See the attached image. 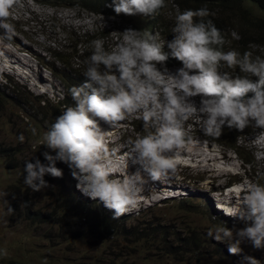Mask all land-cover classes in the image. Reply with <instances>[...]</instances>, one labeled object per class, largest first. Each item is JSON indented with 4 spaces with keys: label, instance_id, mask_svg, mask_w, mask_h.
Masks as SVG:
<instances>
[{
    "label": "clouds",
    "instance_id": "9594fccd",
    "mask_svg": "<svg viewBox=\"0 0 264 264\" xmlns=\"http://www.w3.org/2000/svg\"><path fill=\"white\" fill-rule=\"evenodd\" d=\"M17 3L18 0H0V28L4 29H0V41H15V27L8 21ZM109 6L116 16L148 18L161 8L163 13L165 11L164 0H112ZM210 15L206 7L184 11L177 8L171 30L173 38L162 40L160 44L156 42L153 24L145 32L125 29L121 32L120 42L110 50L105 48L103 39L92 40L91 54L84 61L83 75L87 79L79 86L70 87L73 103L62 106L60 114L42 134L40 143L47 149L42 156L47 163L38 158L35 162H25V186L32 192L54 187L44 177L62 178L63 171L56 166L61 162L71 170L78 190L99 200L114 212V217H119L136 206L138 188L143 180L140 171L128 175L127 179L111 178L114 160L126 162L128 152L138 153L137 162L143 173L154 181L169 173L176 174V151L198 143L197 140H202L203 145L209 142L221 144L248 164L237 144L242 134L253 130L250 122L264 128V58L253 56L250 51L243 54L235 49L223 51V36L213 20L208 19ZM231 35L235 37L234 33ZM166 48L168 52H165ZM169 56L181 64L165 63ZM171 64L182 67L174 74L168 73L167 69L162 72L157 67ZM252 77L257 79L254 81ZM249 92L252 93L250 97ZM64 95L63 90L56 103L62 101ZM196 96L201 97L199 107L190 99ZM40 98L49 103L56 99L45 95ZM137 113L143 121L142 134L129 126L130 122H123ZM195 118L208 139L195 138L197 134L190 135L187 131ZM141 120L133 122L138 125ZM101 121L115 128L104 131ZM225 125L240 131L235 146L241 155L214 140L220 137ZM112 132L118 133L116 141L121 153L111 150L109 137ZM32 133L35 135L36 129H32ZM24 139L20 134L18 140L22 143ZM237 176L225 184L226 192L242 187ZM186 192L182 188L180 193L170 191L162 198H177ZM7 195L0 192V200L7 205L3 212L5 216L14 213L5 199ZM237 213L244 221V227L233 231L222 223L208 235L217 242L228 241V252L232 255H241L240 245L244 241L250 242L255 249H264V183L247 181L240 197V208L230 215ZM0 252L7 255L6 250ZM44 264H47L46 260ZM241 264H260V261L243 255Z\"/></svg>",
    "mask_w": 264,
    "mask_h": 264
},
{
    "label": "rangeland",
    "instance_id": "374dc122",
    "mask_svg": "<svg viewBox=\"0 0 264 264\" xmlns=\"http://www.w3.org/2000/svg\"><path fill=\"white\" fill-rule=\"evenodd\" d=\"M252 9L255 13L259 12L255 5H252ZM166 19L171 20L172 18L169 16ZM8 22L15 27V34L13 35L15 41L13 43H8L6 40L0 41V91L4 90L5 95H7L6 100L0 103V148L2 149V153H0V192L8 193L5 199L14 209V213L5 216L3 212L7 205L0 200V250L7 251V255L0 252V264H15L17 261L43 264L45 260L49 261V264H99L96 261L97 258L85 257V255L95 256L97 253L96 257H98L101 252H109L97 249L93 245L89 246L90 236L84 239L80 235L81 237L79 236V240L76 241V233L83 234V232L76 228V220L62 216L58 210V203L55 202L54 189H52V193H48L47 189L41 192L30 190L24 193L25 188L22 186L23 190L18 192L23 175V169L18 166V163L24 158L31 159L30 162L35 157L40 158L44 152V146L40 140L49 126L38 121L41 133L31 135L32 129H36L37 125L31 123L32 120L27 121L23 106H19L13 91L22 92L28 98L42 97V95L51 99L56 98L50 103L55 104L57 99H60L61 92L64 90L63 86L57 77L45 66L38 63V59L52 64L54 52L58 49V56L62 59L66 58L64 53H59L66 51L69 47L66 41L64 44L66 36L69 37V34L73 32L74 35L70 37L76 40L80 39L86 31L109 30L111 17L88 11L77 2L67 7H59L51 6L45 0H18ZM0 29L4 31L3 28ZM120 40L121 36L112 34V42L117 44ZM109 44L112 45V48L116 45ZM56 65L60 66L58 61H56ZM157 67L162 72L167 69L168 73L174 74L182 66L171 64L163 68ZM73 68H76V64H73ZM190 99L199 107L200 96ZM138 117V113L132 114L123 122H130L129 126L140 130L142 134L143 121ZM135 119H139L141 122L137 125L133 122ZM99 123L104 131L115 128L102 121ZM198 123L199 120L195 118L187 131L190 135L197 134L198 136L195 138L208 139L204 136ZM250 126L253 127V130L250 133L242 134V138H238L237 144L248 164H244L245 162L243 161V163L233 150L221 144L209 142L212 145H203L202 140H197L198 143L176 151L174 155L176 174L169 173L166 177L154 181L143 173L140 164L137 162L138 153L128 152L129 158L126 159V162L120 159L119 163H113V173L118 171V174L124 175L123 179H127L128 175L140 171L143 180L138 188L136 206L129 208L119 217H114V212L110 209L103 211L102 208L105 206L102 202L93 200L78 190L77 181L72 175L66 180V183L73 185L72 195L80 203L79 205L88 204L92 209L96 208L99 212L102 210L105 215H109V218L118 224H122L125 216H127V224H134L137 220L141 221L146 218V215H149L156 217L163 225L174 226L179 232L192 225L193 227L204 228L207 233L210 231L214 233L217 226H222L221 223L235 231L244 227V221L240 219L238 213L236 215H230V213L236 212L233 211V208L240 206V197L243 192L238 197L234 196L233 193L241 191L243 188L238 191L226 192L223 186L237 174L242 187L249 180H259L264 183V128L256 127L254 122H250ZM185 128H187L186 125ZM20 134L25 137L22 143L18 140ZM129 135L133 136L131 133ZM117 137V132L110 133L111 150L121 153L119 142L116 141ZM127 141L128 139L126 143ZM200 162L202 165L198 166L197 164ZM180 173L184 177H181ZM157 182L168 184L164 193L168 194L174 188L178 189L179 193L182 188L186 189L187 192L184 196L179 195L177 198H162L159 195H162L163 192L156 195L152 190L158 186ZM223 194L225 197L222 196ZM186 197L195 198L181 209L177 202ZM207 201L212 204L208 206V210L217 218L204 211ZM41 212L50 214L54 222L44 224L39 217ZM224 242L229 246L228 241ZM76 245L80 248L77 249ZM240 247L242 253L239 255L240 259L236 264H241L243 255L259 258V261L264 263V249H255L248 241L242 242ZM129 249V245L120 243L118 240L114 245V250L124 252V256ZM136 254L131 256V259H135V264L152 263L151 260L140 261L137 259L143 258L145 253ZM78 258L82 260L78 262L76 260ZM166 263L172 264V261L166 257L159 262V264ZM221 264H231V262Z\"/></svg>",
    "mask_w": 264,
    "mask_h": 264
},
{
    "label": "trees",
    "instance_id": "16d2710c",
    "mask_svg": "<svg viewBox=\"0 0 264 264\" xmlns=\"http://www.w3.org/2000/svg\"><path fill=\"white\" fill-rule=\"evenodd\" d=\"M45 2L51 6L59 7H67L70 4H76V2L80 3V6L88 11L111 17V26L109 30L94 29L92 32L86 31L81 35L80 39L76 40L70 37L74 33L68 32L70 34L69 37L66 36L64 44L66 41L69 47L66 51L59 52L64 53L66 58L62 59V57L58 56V49L54 52L52 64L40 59V64L45 66L62 84L65 92L62 101L50 104L40 97L34 96L28 98L22 92L13 91L14 97L18 99L19 106H23V112L27 116V121L32 120L31 123L37 125L36 134L41 133L38 121L50 126L60 114L61 107L73 103L69 89L73 85H81L87 79L83 75L86 69L84 61L91 54L90 42L92 40L103 39L105 48L110 50L112 49V45L109 43L116 44L111 41L113 33L120 37L121 32L128 28L145 32L153 24L156 31L154 34L157 38L156 42L160 44L162 40L169 41L173 38L171 30L175 24L177 8L180 11H184L206 7L211 13L208 19L213 20L215 26L223 36V51L235 49L241 54L245 51H250L253 56L264 58V0H164V13L161 8L156 14L148 18L138 15L125 16L123 14L116 16L109 6L112 4V0H45ZM252 5H255L259 12L255 13ZM169 16L172 18L171 20L166 19ZM232 33H234L235 37L231 35ZM168 51L166 48L165 52ZM76 60L77 62L75 63ZM56 61H58L60 66L57 67ZM170 62L172 64H181V62L171 56H169L165 63ZM73 64H76V68H73ZM236 71L239 72V69ZM252 79L255 81L257 78L252 77ZM247 95L250 97L252 93L249 92ZM6 98L5 91H0V103L6 100ZM239 133L238 129L234 127L229 128L225 125L222 127L220 137L214 138V140L230 146L241 155L242 153L235 146V139ZM43 150H47L45 146ZM0 153H2L1 148ZM51 154L54 155V153ZM37 158L42 163H47L42 155H40V158H33L32 162H35ZM26 161L30 162L31 159H22L18 163V166L24 169ZM56 166L62 169L63 176L62 178H54L50 175H45L44 179L49 185L54 186L47 188V192L52 193V189H54L56 194L55 202L58 203V210L62 213V216L76 220V228L83 232V234L76 233V241L79 240L80 235L84 239L90 236L89 246L93 245L97 249L109 252H101L98 257H96L97 253H95V256L90 254L85 255V257L97 258L96 261L99 264H135V259H131V256L142 252L145 253V256L137 259L140 261L151 260V264H159L166 257L172 261V264H221L224 262H231V264L235 262L236 264L240 259L239 255L229 254L228 246L225 242L215 241L204 228L190 225L182 233L175 229L174 226L163 225L156 217L149 215H146V218L141 221L137 220L134 224H127V216H125L122 224H118L116 221L110 219L109 215H105L103 211L107 210L106 207H103V211L99 212L96 208L92 209L88 204L79 205L80 203L72 195L74 191L73 185L66 183V180L70 177L71 170L66 164L61 162H57ZM24 175L25 173L23 172L18 192L23 190V186L25 188L23 192L26 193L30 189L23 182ZM191 200V198L181 199L177 203L182 209L183 206L190 204ZM209 205V203L205 204L204 211L217 218L216 215H213L208 210ZM39 217L44 224L54 222L48 213L41 212L39 213ZM212 222L214 223L215 221ZM117 240L130 246V249L126 251V256H124V252H116L114 250ZM76 248L79 249L80 247L76 245ZM76 260L79 262L82 259L78 258ZM15 264L33 263L17 261ZM47 264H49V261H47ZM260 264L264 263L260 262Z\"/></svg>",
    "mask_w": 264,
    "mask_h": 264
},
{
    "label": "bare ground",
    "instance_id": "6f19581e",
    "mask_svg": "<svg viewBox=\"0 0 264 264\" xmlns=\"http://www.w3.org/2000/svg\"><path fill=\"white\" fill-rule=\"evenodd\" d=\"M136 156V155H135ZM127 158H129V156L127 157ZM198 160V159H197ZM135 161V160H134ZM136 162V161H135ZM115 163H119L118 161H114V164ZM200 164H201V162L199 163V164H197L198 166H200ZM120 165V164H119ZM202 165V164H201ZM123 177H124V175L121 173V174H118V171H117V173H113V176L111 177V178H118V179H123ZM125 179V178H124ZM230 179V178H229ZM152 182V181H151ZM154 182V181H153ZM228 182V181H227ZM164 183V182H163ZM162 182L161 183H159V182H157V187L154 189H152L153 190V193H156V195H159L160 193H162V195H159V196H163V195H165V194H167V193H164V189L165 188H167V183L166 184H163ZM151 184V183H150ZM156 184V183H155ZM243 186V185H242ZM225 186H223V188H224ZM146 188V187H145ZM226 188V187H225ZM243 187H241V188H239V190L240 189H242ZM147 189V188H146ZM149 189H150V187L148 188V192H149ZM166 190V189H165ZM145 191V190H144ZM174 192H178L179 193V190L178 189H175L174 188V190H173ZM229 191H233V190H229ZM229 191H227V192H229ZM243 192V190H241V191H238V192H236V193H233L234 194V196H236V197H238L239 195H241V193ZM180 195V194H179ZM222 196H224L225 197V195L223 194ZM223 202H224V200H223ZM240 208V206H236V207H234L233 209V211H237L238 209ZM223 211V210H222ZM239 214V213H238ZM240 215V214H239ZM237 218V217H236Z\"/></svg>",
    "mask_w": 264,
    "mask_h": 264
}]
</instances>
